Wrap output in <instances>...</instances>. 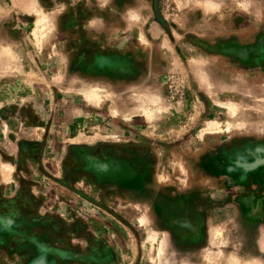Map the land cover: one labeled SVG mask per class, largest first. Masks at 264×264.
Instances as JSON below:
<instances>
[{"label": "rangeland", "instance_id": "rangeland-1", "mask_svg": "<svg viewBox=\"0 0 264 264\" xmlns=\"http://www.w3.org/2000/svg\"><path fill=\"white\" fill-rule=\"evenodd\" d=\"M0 264H264V0H0Z\"/></svg>", "mask_w": 264, "mask_h": 264}, {"label": "bare ground", "instance_id": "bare-ground-1", "mask_svg": "<svg viewBox=\"0 0 264 264\" xmlns=\"http://www.w3.org/2000/svg\"><path fill=\"white\" fill-rule=\"evenodd\" d=\"M90 89H91V88H90ZM87 92H88V91H87ZM87 92H86V93H87ZM90 92H92V91H90ZM90 92L88 93L89 95H90ZM93 92H94V91H93ZM93 92H92V93H93ZM95 92H96V90H95ZM95 92H94V94H95ZM86 95H87V94H86ZM92 95H93V94H92ZM92 95H90V96L92 97ZM93 97H94V96H93ZM95 98H96V96H95ZM96 99L98 100V98H96ZM232 109H233V108H232ZM207 124H208V123H207ZM227 125H228V124H227ZM207 126H208V125H206V127H207ZM229 126H230V125H229ZM215 128H217V127H215ZM230 128H231V127H230ZM207 130H208V129L206 128V131H205V132H208ZM226 130H227V129H226ZM209 131H210V130H209ZM203 132H204V131H203ZM3 174H4V173H3Z\"/></svg>", "mask_w": 264, "mask_h": 264}]
</instances>
